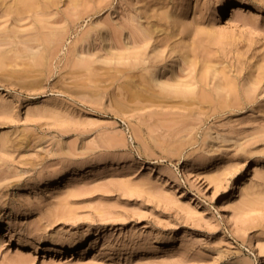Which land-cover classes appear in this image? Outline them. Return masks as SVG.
Instances as JSON below:
<instances>
[{"label": "rangeland", "instance_id": "rangeland-1", "mask_svg": "<svg viewBox=\"0 0 264 264\" xmlns=\"http://www.w3.org/2000/svg\"><path fill=\"white\" fill-rule=\"evenodd\" d=\"M21 1L0 264H264V0Z\"/></svg>", "mask_w": 264, "mask_h": 264}, {"label": "bare ground", "instance_id": "bare-ground-1", "mask_svg": "<svg viewBox=\"0 0 264 264\" xmlns=\"http://www.w3.org/2000/svg\"><path fill=\"white\" fill-rule=\"evenodd\" d=\"M19 1H21V0H19ZM35 1V0H34ZM34 1L33 0H22L20 3L22 4V3H24L25 5H27V6H30L32 3L31 2H33L34 3ZM237 2V1H236ZM236 2H234V1H224L223 3H221L220 5H219V7L218 8H220V11H218V13L216 14L215 13V15H219V16H221L223 13V11H224V9H225V7H227V6H236V4H238V2L236 3ZM24 4H22V7H23V5ZM35 4V3H34ZM20 6V5H19ZM27 8H29V7H27ZM30 8H31V6H30ZM236 7H234V9H235ZM20 9H22V8H20ZM23 9H25V8H23ZM22 9V10H23ZM218 10V9H217ZM128 81H130V80H128ZM125 82L126 83V85H124V87H126V89H128L129 88V86H130V82ZM162 84L163 85H166L167 83L166 82H162ZM173 84V83H172ZM171 84V85H172ZM64 174V172L63 171H61L60 172V175L58 176V178H60V176H62ZM57 177H55V178H53V179H50V181H54V179H56ZM249 261V260H248ZM251 262V261H250Z\"/></svg>", "mask_w": 264, "mask_h": 264}]
</instances>
